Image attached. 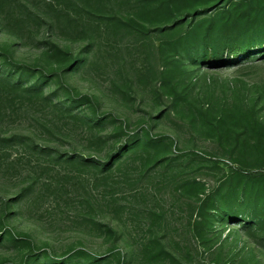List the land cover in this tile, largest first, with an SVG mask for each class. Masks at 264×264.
Here are the masks:
<instances>
[{"label":"trees","instance_id":"obj_1","mask_svg":"<svg viewBox=\"0 0 264 264\" xmlns=\"http://www.w3.org/2000/svg\"><path fill=\"white\" fill-rule=\"evenodd\" d=\"M0 20L3 31L16 36L47 25L65 39L89 40L78 54L56 42H44L45 60L39 66L17 61L11 51L0 46L1 70L6 71V74L0 73V116L4 119L5 115L19 114L33 105L43 111L51 110L68 124V129L59 131L61 141L65 137L76 140L79 134L84 137L83 151L61 152L53 146L30 142L25 145L37 157L36 162L46 161L53 168L65 171L57 184L48 180L50 175L44 177L40 193L44 192L58 204L77 207L79 217L90 223L87 224L98 234L112 239L120 236L118 230L98 218L116 210V192L110 193L108 208L104 210V204L88 190L71 189L69 183L79 181L75 176L87 173L92 174L89 177L103 180L111 178L117 170L124 173L125 169L150 171L154 168L182 176L186 173L185 162L192 161L200 171L216 169L219 165L218 159L194 150L172 156L174 139L169 135L156 136L148 128L128 133L127 125L120 118L102 110L99 98L76 92L65 83L67 76L82 74L95 64L93 59L99 47L96 36L131 57L133 47L144 45L152 33L161 39L158 54L164 68L159 75L154 76L146 53L139 66L131 64L144 81V87L152 92L158 109L154 117L158 118L171 109L194 106L190 66L226 68L258 57L264 59V0H0ZM56 84L60 85L57 89L60 94L46 93L47 85ZM60 97L65 99L59 100ZM165 97L171 100L167 112L158 103ZM242 104L222 109L223 115L218 121L222 125L245 123V131L232 148L234 164L210 193L206 194L201 180L189 176L181 189L198 197L206 194L199 207L200 235V230L212 226L216 219L240 224L246 234L264 245V123L257 118L255 107L247 108L243 101ZM223 129L232 131V128ZM11 141L10 144L19 142ZM106 147L110 149L102 156L85 153L87 149L98 153ZM35 186L28 189L34 191L33 196L39 191ZM151 241L156 249L153 259L162 261L170 257L173 262L177 261L159 241ZM8 243L21 257L5 264H125L124 256L117 251L110 250L105 255L82 247L57 253L38 245L29 233L1 228L0 246L7 247Z\"/></svg>","mask_w":264,"mask_h":264},{"label":"rangeland","instance_id":"obj_2","mask_svg":"<svg viewBox=\"0 0 264 264\" xmlns=\"http://www.w3.org/2000/svg\"><path fill=\"white\" fill-rule=\"evenodd\" d=\"M160 40L152 33L144 45L133 47L131 57L96 36L99 47L93 59L95 64L82 74L67 76L65 83L76 92L99 98L102 110L120 118L121 123L127 125L128 133L148 128L156 136L169 135L174 139L172 156L194 150L218 159V168L200 171V167L189 161L183 165L186 173L182 176L160 168L150 171L125 169L124 173L117 170L111 178L103 180L89 177L92 174L87 173L75 176L79 181L69 183L71 189L88 190L94 199H100L104 210L108 208L110 193L116 192V210L98 218L118 230L120 236L112 239L98 234L90 223L79 217L77 207L58 204L44 192L40 193L44 177L50 175L48 180L57 184L65 171L53 168L46 161L36 162L37 157L25 144L53 146L61 152L83 151L84 137L79 134L76 140L65 137L61 141L59 131L68 129V124L51 110L28 105L19 114L5 115L4 119L0 116V229L29 233L38 245L57 253L82 247L105 255L117 251L124 256L125 264H264V245L246 234L240 224L215 219L212 226L200 230L201 235L198 231L201 199L213 191L225 171L234 164L232 148L245 131L244 122L219 124L221 110L243 101L247 108L255 107L257 118L264 123V59L258 57L255 61L246 60L241 65L226 68L190 66L194 106L171 109L158 118L154 117L158 109L153 94L144 87V81L136 75L131 64L139 66L146 53L154 76L159 75L164 68L158 54ZM48 41L75 54L89 43L88 39H65L47 25L25 30L20 36L12 35L3 31L0 20V46L11 51L17 61L39 66L45 60L44 42ZM1 66L0 60V73L6 74ZM59 86L47 85L46 93L60 94L57 93ZM165 98L158 103L167 112L171 100ZM223 128H232V131ZM10 139L19 142L10 144ZM109 149L106 147L98 153L87 149L85 153L102 156ZM188 176L203 182L205 195L198 197L181 189ZM34 186L39 191L33 196L34 191L28 189ZM152 239L159 241L177 261L173 262L170 257L162 261L153 259L151 256L156 249ZM13 248L10 243L7 247L0 246V264L20 259V252Z\"/></svg>","mask_w":264,"mask_h":264}]
</instances>
